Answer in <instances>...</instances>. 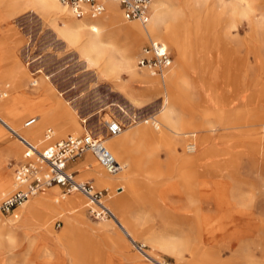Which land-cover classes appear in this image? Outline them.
I'll return each instance as SVG.
<instances>
[{
	"label": "rangeland",
	"instance_id": "obj_1",
	"mask_svg": "<svg viewBox=\"0 0 264 264\" xmlns=\"http://www.w3.org/2000/svg\"><path fill=\"white\" fill-rule=\"evenodd\" d=\"M220 3V0H168L167 8L171 11L167 21L180 34L179 42L185 48L192 27L197 29L198 38L207 40L209 47L208 51L203 50L195 37V45L189 47L192 58L186 63L178 62L184 79L182 88H186L182 113L190 118L194 112L197 121H206L197 127L195 136L181 137L178 145L179 155L188 158L194 154L201 161L199 170L206 181L198 197L196 190L191 192L197 202L180 209V199L189 186L180 193L170 185L182 168L176 165L175 173L166 170L170 149L163 146L160 163H150L135 173L130 200L118 205L136 224V244L112 220L92 217L83 194L72 192L64 200L62 189L55 186L31 197L14 214L0 212V223L14 228L17 236L14 246L0 247L3 260H10L11 264H38L39 259L40 264H264V0H225L228 13L221 12ZM230 5L237 6L238 18L229 16L234 8ZM121 20L141 24L123 16ZM54 26V17L39 10L32 0H0V64L9 71L0 85L10 84L0 91H11L4 98L0 92V102L7 97L14 100V112L34 104L36 109L21 119L22 126L29 118L37 117L38 110L41 115L46 105L70 120L73 106L79 123L103 139L110 137L106 132L108 121L119 120L126 133L137 125H130L134 119H148L162 108L166 96L162 90L143 96L141 103H149L145 108L132 106L120 91L116 75L104 74L100 64L87 63L57 36ZM150 39L145 36L138 45L136 65L142 47ZM162 41L173 56L172 65H177L176 44ZM204 61H210L212 66L202 79L200 68ZM136 65L139 73L145 72ZM124 78L130 81L125 84L129 89L142 90L141 83L129 80L128 74ZM205 111L203 119L201 112ZM51 125L43 130L40 148L68 135L86 132L81 129L78 133L70 130L59 133ZM48 129L55 131L50 140L45 139ZM13 141L21 146L22 152L17 157L8 153V144ZM191 141L197 144L193 154L186 150ZM23 150L17 138L0 124V162H6V166H0V180L12 171L15 182L14 171L22 160ZM87 155L89 169L99 166L106 178H117L90 152L76 160ZM161 168L164 170L161 181L169 185L163 193L145 186L148 178ZM81 174L76 171L77 178L94 183L91 176L78 177ZM116 183L110 188L94 183L98 189H107L109 195L104 200L109 207L116 196L124 193L118 189L119 182ZM12 188L0 198V203L15 190V186ZM217 188L223 191L222 204L214 197ZM76 195L83 200L80 206L75 203ZM35 198L44 200L42 214L40 211L21 214ZM24 218L30 221L25 222ZM40 223L42 231L37 228Z\"/></svg>",
	"mask_w": 264,
	"mask_h": 264
},
{
	"label": "bare ground",
	"instance_id": "obj_2",
	"mask_svg": "<svg viewBox=\"0 0 264 264\" xmlns=\"http://www.w3.org/2000/svg\"><path fill=\"white\" fill-rule=\"evenodd\" d=\"M32 2L39 10L41 8L54 17V29L57 36L83 56L87 63L89 62L92 65L100 64L104 74L107 75L111 73V75H116L120 91L127 97L132 106L136 108H145L149 103H147V105L141 103V99L144 95L146 98L147 95L155 94L159 90L164 91L166 94L162 108L151 117L141 120L134 119L130 125L132 126L134 123L137 125L131 127L126 133L122 131L121 134L115 137L103 136L106 146L111 150L122 166V169L114 174L117 178H106L99 166L95 167V169L84 168L80 171L82 174L78 176L83 179L91 176L96 185H106V188L116 186L118 185L116 182H119L120 187L118 189H123L122 192L124 193L113 199V206L110 205L109 207L107 203L106 206L110 208L115 216L114 218H110V220L119 227L124 236H126L132 244H136V224L133 223L126 215L125 211H122L118 205L120 203L126 204L130 200L131 190L135 182L134 174L145 169L150 163H160V148L166 146L170 149V163L166 162L168 167L166 170H171L175 173V171H178L176 165L182 168L180 169L181 171L178 172L180 175H176L178 178L171 182L170 185L180 193L186 190L187 185L189 186L185 196H182L180 199V209L185 210V204L197 202V199L192 197L191 192L193 190L198 192L197 197L202 193L203 183L206 181V178L204 179L202 172L199 170L201 163L199 157L193 154L196 150L191 152L193 156L184 158L179 155L178 145L180 144L181 137L195 136L197 127L205 125L206 121H197L194 112L190 118H187L185 114L182 113L184 112L182 107L186 105L183 103L185 99H183V94L186 88H182L184 79L182 78L183 74L179 63H186L192 58L189 47L195 45V37L196 44L202 46V49L205 51L209 50L208 42H206L207 40L205 41L198 38L197 29L192 26L189 31L187 47L185 48L184 45L179 42L181 37L180 34L174 29L171 21H167L169 15H171V11L167 9L168 0H154L151 5L150 19L146 24L142 22L141 24L137 22L123 23L121 20L122 11L116 1L113 0H108L106 2V11L101 15L102 18L99 16L94 20H89L86 16L82 18L75 17L69 8L63 5L60 0H32ZM220 2L221 12L228 13L229 10L225 0H220ZM230 15L238 18L237 6L231 9L229 16ZM153 35L173 45L176 44L178 50V57L176 58L177 65H171L169 69H167L163 80L152 76L147 70L139 73L135 68V53L138 45L143 37L150 36V38H153L151 37ZM154 39L161 41L156 38ZM164 44L166 43L164 42ZM197 45L196 50H199ZM205 63L207 65H205ZM194 66L195 64L192 67L195 68ZM210 66H212L210 61L209 63L204 61V64L201 65L200 72L202 79L203 74H205L204 72L206 70L208 71ZM5 68V66L0 64V80L4 79L9 74V71H6ZM124 74L130 76L129 80L141 83L143 87L142 90L134 91L129 89L130 87H127L125 84L130 81L124 78ZM9 87L10 84L8 82L4 85L3 83L0 85V88H4L5 90ZM9 91L10 90H7V92L0 91L2 92L1 96L3 97L5 93L7 96ZM7 98L0 102V124L9 133L13 134L19 142L18 136L21 135L40 146V137L43 130L47 125L51 124L54 125L53 127H55V130L59 133H65L67 130H70L71 133H78L81 129L87 130V127L79 123L73 106L69 113L70 120H65L54 107H48L47 105L43 107L41 115L40 110H38L36 114L40 122L31 128H26L24 124L22 126L21 119L24 115L36 109L34 104L26 106L21 111L14 112L12 106L16 102H13L14 100L10 101V99ZM187 105H189V103ZM201 108L202 107H199V110ZM206 113L207 111L201 112L203 119L206 118ZM83 120L86 121L85 119ZM42 141H45L44 138ZM20 152H22L21 146L15 141L8 144L9 154L17 157ZM0 166H6V162H0ZM77 168H79V166ZM163 174L164 170L161 168V170L148 178V184L145 186L152 187L159 193H163L164 190L167 191L169 185L161 181ZM13 179L12 171L1 178L0 198L8 192H11L13 189L12 187L15 186ZM213 192L218 203H221L222 200H224L223 191L217 188ZM108 195L107 193L106 196L108 197ZM61 198L65 200L67 195H62ZM74 199L77 205L80 206L83 204V200L79 195H76ZM57 201H61V199L58 197ZM43 205V199L35 198L30 203L28 209L21 212V214L27 213L33 215L39 211L40 214H42L41 208ZM18 214H20V211ZM16 241L17 236L15 229L10 227L6 228L0 223V247L3 245H7L8 247L14 246ZM49 260L51 262V258L46 259V261ZM9 263L11 264L12 261H5L0 257V264Z\"/></svg>",
	"mask_w": 264,
	"mask_h": 264
},
{
	"label": "built area",
	"instance_id": "obj_3",
	"mask_svg": "<svg viewBox=\"0 0 264 264\" xmlns=\"http://www.w3.org/2000/svg\"><path fill=\"white\" fill-rule=\"evenodd\" d=\"M107 1L60 0L77 18L101 16L106 11ZM113 1L119 4L125 20H139L143 24L149 21L154 0ZM172 62L168 46L152 38L142 47L137 59V68L147 70L152 76L163 80ZM37 120V117L29 118L25 121L24 127H31ZM122 130L123 124L119 120L108 121L106 129L108 136H118ZM52 134V129H48L45 139L50 140ZM18 138L24 148L22 160L14 171L15 190L0 203L2 214H14L17 207L26 203L31 197L42 194L51 187L59 186L63 196L72 192L83 194L88 199L89 212L95 219L107 220L115 217L104 200L107 189L96 188L91 180H81L77 178L76 172L69 169L70 163L90 152L109 174L118 173L122 166L102 138L86 131L81 135H68L43 148L21 135ZM196 145L194 141L189 142L186 145L187 152H194Z\"/></svg>",
	"mask_w": 264,
	"mask_h": 264
},
{
	"label": "crops",
	"instance_id": "obj_4",
	"mask_svg": "<svg viewBox=\"0 0 264 264\" xmlns=\"http://www.w3.org/2000/svg\"><path fill=\"white\" fill-rule=\"evenodd\" d=\"M154 2V1H153ZM117 3V2H116ZM118 4V3H117ZM119 5V4H118ZM120 7V6H119ZM90 18V17H89ZM91 19H96V18H91ZM149 37V36H148ZM156 39H158V38H156ZM160 40V39H159ZM162 41V40H161ZM166 45V44H165ZM167 46V45H166ZM171 56H172V54H171ZM172 60H173V56H172ZM141 71H144V70H141ZM32 127V126H31ZM86 131H88V130H86ZM89 160V155H87L85 158H82V159H79V160H76V161H74V162H72V163H70L69 164V169H72L71 171H74V172H76V171H81V170H83L84 168H89L88 166H87V161ZM79 166V168H77ZM93 182V181H92ZM55 187V186H54ZM57 187H59V186H57ZM58 199V198H57ZM67 199V198H66ZM65 199V200H66ZM57 202H59V201H57ZM22 220H24L25 222H29L30 221V219L29 218H24V219H22ZM42 219L40 218V221H41ZM34 221V220H33ZM42 226H43V224L42 223H40V226L38 225V227L37 228H39L40 229V231H42ZM38 264H40V259L38 260ZM41 264H42V262H41Z\"/></svg>",
	"mask_w": 264,
	"mask_h": 264
}]
</instances>
